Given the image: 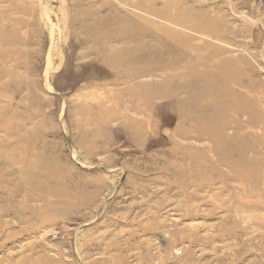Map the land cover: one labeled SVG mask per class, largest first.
Masks as SVG:
<instances>
[{"label":"rangeland","instance_id":"rangeland-1","mask_svg":"<svg viewBox=\"0 0 264 264\" xmlns=\"http://www.w3.org/2000/svg\"><path fill=\"white\" fill-rule=\"evenodd\" d=\"M0 264H264V0H0Z\"/></svg>","mask_w":264,"mask_h":264},{"label":"bare ground","instance_id":"bare-ground-1","mask_svg":"<svg viewBox=\"0 0 264 264\" xmlns=\"http://www.w3.org/2000/svg\"><path fill=\"white\" fill-rule=\"evenodd\" d=\"M150 12H151V9H150ZM113 17L116 18V15H114ZM120 18H122L123 21L118 22L119 25L117 24L116 26H113V27L110 24L105 25V27H108V29L110 30L109 31L110 37H106L105 41H104V44L106 46L110 47L111 42L112 43L116 42L115 39H117L118 41L123 42L125 44V47L123 48L124 54L122 55V53L120 54L118 52V53H116V55H118V56H124L125 55V56H127V60H129L131 62L136 60L139 62L144 58L143 56H145L151 49L154 48L153 51H157V49H161V47L162 48L165 46L168 47V45H165L162 43H161V45L159 44V41L157 40L159 38V32L157 30L156 31H154V30L148 31L145 29L146 28L145 26L139 27V26H142L144 24H150L144 18H142V20H141V19L135 18L131 15H126V16L123 15ZM135 19H138L136 24H134ZM123 27H127L128 30L125 31L123 29ZM151 37H152V43H149V41L148 42L144 41V40L151 38ZM174 37H175L174 34H169L167 37L168 39H166V42L168 41V43L173 46L175 44V38ZM133 39L138 40V43H136V42L133 43V41H134ZM116 55L113 56L114 57L113 59H115L114 60L115 65L117 64V62L119 60V58ZM110 58H111L110 63H112L113 59H112V57H110ZM108 60H109V58H108ZM163 61H164V59L160 60V62H163ZM160 62H159V60L155 61L153 63L152 67H154L155 70L161 69L162 64ZM143 73L147 74L145 76H148V74H149L148 71H146V70L145 71L142 70V71L138 72L139 76H141V77L144 76ZM153 75H155V74H153ZM187 86H189L191 89L192 82H189ZM152 88H153L152 91L157 89L156 86H152ZM146 90L148 91L149 88L148 89L146 88ZM136 103H140V102L137 101V102H135L134 105H136ZM151 103L152 102L149 101L148 110L152 107ZM147 104H148V102H147ZM138 105H136V106H138ZM138 108L140 109V107H138Z\"/></svg>","mask_w":264,"mask_h":264}]
</instances>
